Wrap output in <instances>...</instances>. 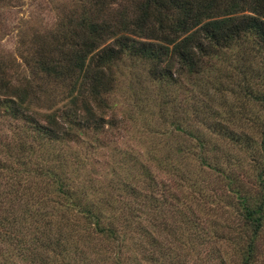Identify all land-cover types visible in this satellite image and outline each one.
<instances>
[{"label": "trees", "instance_id": "trees-1", "mask_svg": "<svg viewBox=\"0 0 264 264\" xmlns=\"http://www.w3.org/2000/svg\"><path fill=\"white\" fill-rule=\"evenodd\" d=\"M11 1L20 0L0 5ZM37 40L18 57H0V126L1 119L25 125L10 141L0 135V264H124L128 238L158 263V229L184 227L232 229L212 245L219 264H263L264 0H81ZM126 63L133 87L124 102L132 113L141 98L158 104L169 129L160 122L147 136L169 148H147L144 161L126 158L124 177L115 171L91 199V182L71 183L60 143L76 137L95 145L127 127L116 114ZM137 67L162 99L138 92ZM185 149L196 155L194 169L180 167ZM194 170L218 189L208 192L204 180L183 199L177 183ZM154 172L171 177L175 203ZM219 190L229 208L223 219L220 204H205ZM170 205L179 218L167 217ZM99 243L108 247L95 249Z\"/></svg>", "mask_w": 264, "mask_h": 264}, {"label": "rangeland", "instance_id": "rangeland-1", "mask_svg": "<svg viewBox=\"0 0 264 264\" xmlns=\"http://www.w3.org/2000/svg\"><path fill=\"white\" fill-rule=\"evenodd\" d=\"M80 6L81 0H20L18 2L11 1L10 3L6 2V4H1L0 57L4 55H6V57L9 55L18 57L22 47H24L23 49L25 50H29L31 48L30 45L38 41L37 39L40 36L43 34L48 35L49 32L55 31L59 23L65 21L69 13L73 10H78ZM17 61L21 62L20 58H18ZM132 66L133 65L130 63H126L120 69L123 77L121 80V88L118 90L116 97L117 101L123 103V105L120 104L117 107L116 114L119 117L118 120L120 122L124 121L127 125L124 130H118L120 135L117 136V133H114L109 141L95 145L85 142L83 138L79 141V138L76 137H73L71 141H61L60 143L62 155L69 156L64 167L68 170V175L70 174L71 183L82 186L87 184V181L91 182V185H93L90 190L92 195L90 196L91 199L95 198L97 200L98 192L95 190L96 187L105 190V185L108 184V181L110 179H116V176H114L115 171L122 175V178L124 177L126 173L121 174L119 166H121L126 158L134 159L139 157L143 161L146 159V149L151 148L155 143L154 139L151 143L150 136H147L148 131L152 133L153 130H156L154 126L159 125L160 122L163 123L160 127H163L164 130L169 129L163 112H160L161 108L158 107V104H149L148 106L147 102L141 98L143 102L140 104L138 103L135 106L136 111L132 113L128 108V102H124L123 98L128 97L133 87L128 72V68ZM137 69L143 74L138 89L142 97L149 99L155 96V98L150 99V101H154L161 97V95L157 93L156 86L150 83L146 77L145 68L137 67ZM182 97H179V99H182ZM37 111L44 112L45 110L37 109ZM166 113L172 112L167 111ZM1 122L0 135L4 137L3 140L5 141H10L15 133L19 132V128L25 126L22 123H13L9 119H1ZM170 140L174 145L178 141L175 138H171ZM154 147L156 150H161L163 148L166 150L169 148H159L160 145ZM183 155L182 159H180L182 161L180 166L181 169H194L196 165V155H188L186 149L183 150ZM221 157L224 159V156ZM225 157L226 162L230 164L236 162V159L231 154L225 155ZM78 161H81L80 165L77 164ZM230 164H226V166L230 168ZM151 167L156 170L153 166ZM197 171L198 170L191 171L192 175L183 179V182L177 183L181 184L179 190L181 192H178V195L182 196L183 199H186L189 194H193L194 191H198L200 189V184H205L204 180L207 181L206 185L208 186V192H211V189H218L212 178L197 176ZM158 173L159 172H154L151 174L154 183L159 189H163L162 193L165 194V199L168 203H175V201L170 202L171 199L169 197V192L176 191L174 187L175 183L166 173H160V175H158ZM218 195V199L215 198L214 195L213 198L206 197L205 204L207 205V209L209 208L212 210H218L220 204L223 209L217 212H219L220 216L223 215L221 217L223 219L225 218V214L222 211L227 212L229 208L224 207L225 198L221 195L220 190L218 191ZM120 199H123V197ZM218 200L220 203H218ZM179 211V208L170 205L168 207L167 217L169 218L171 215L177 217ZM212 213L215 214V212ZM152 230L155 232V229ZM158 230L162 232V243L158 263H152L146 254L143 255L136 240L128 238L121 250V252L124 253L122 254V261L124 264H219L220 260L215 259V255L212 251V245L216 239L215 237H224L227 239L232 232V229L191 230L185 229V227L183 229ZM217 243H219V241ZM106 247H108V245L99 243L95 249H106ZM259 249L262 252V262L264 264V230L260 236ZM227 257V252L221 254V261L225 262ZM229 260L230 263L233 261L230 257ZM233 264H236V262Z\"/></svg>", "mask_w": 264, "mask_h": 264}]
</instances>
